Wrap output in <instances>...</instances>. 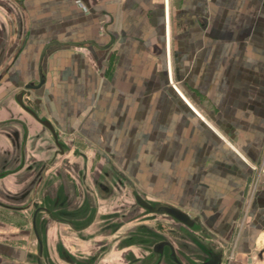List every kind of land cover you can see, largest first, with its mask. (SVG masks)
Here are the masks:
<instances>
[{
    "label": "crops",
    "instance_id": "1",
    "mask_svg": "<svg viewBox=\"0 0 264 264\" xmlns=\"http://www.w3.org/2000/svg\"><path fill=\"white\" fill-rule=\"evenodd\" d=\"M157 1L0 0V50H6L12 27L19 37L29 35L12 67L19 79H28L44 44L71 43L49 48L46 81L38 91L42 114L57 132H76L103 151L147 199L178 203L206 216L228 212L252 164L264 162V0H176L177 7L166 0L167 83L155 27ZM174 39L181 51L176 56ZM169 84L181 94L176 90L172 96ZM195 95L208 103L212 123ZM9 118L20 120L25 134L22 125L5 124ZM197 124L208 126L205 131L220 142L204 136ZM78 151L54 156L49 131L13 99H0L1 201L31 189L41 169L40 189L28 191L27 200L47 194L59 181L68 190L69 178L76 195L73 173L81 152L87 175L95 163L99 172L106 166L90 144ZM259 196L264 199V182ZM255 220L264 222V208ZM51 232L46 235L53 255Z\"/></svg>",
    "mask_w": 264,
    "mask_h": 264
},
{
    "label": "flooded vegetation",
    "instance_id": "2",
    "mask_svg": "<svg viewBox=\"0 0 264 264\" xmlns=\"http://www.w3.org/2000/svg\"><path fill=\"white\" fill-rule=\"evenodd\" d=\"M17 4H21V1H17ZM11 31L9 38L6 40L7 43H5L6 50H0V99L6 97L13 99L21 110L31 115L18 104L14 98V93L18 89L28 90L24 85L30 81L38 84L42 78L40 75V72H42L43 82L40 86L30 90L28 95L23 94V102L38 117L46 118L51 122L57 133V140L62 145V153L58 152L59 148L51 132L31 115L51 134L54 156H66L70 152L72 154L79 153V151L71 149V142H67L66 137L57 132L53 121L42 114V100L39 97L38 91L42 89L46 81L44 62L47 52L54 45H50L44 50L42 46L35 74L28 79H19L17 74L13 72L12 67L23 52L29 35L23 34L19 37L17 27H12ZM11 47L13 48L10 50L9 48ZM4 123H14L20 127L22 125L20 120L15 118H9ZM21 128L23 129L22 133L25 134V126L23 127L22 125ZM11 135L14 138L17 136V132L11 133ZM90 146L98 154L97 148L93 145ZM21 155L23 157L24 153L22 152ZM79 157L78 171L75 170L73 174L80 178V183L83 187L90 193H93L94 190L87 186V179L90 178L91 183L100 195L107 196L113 193L111 187L109 193H105L100 188L99 183L104 182L98 178V175L94 177L87 175V164L84 160V154L81 152ZM102 157L106 161L109 159L107 155ZM31 168L32 166L30 165L28 169ZM70 168L72 169V166ZM43 175H45L44 169H41L34 180V189L32 187L28 190L29 192H37L40 189L38 185ZM247 177H250L248 186L246 188H244V185L242 186L238 192L240 198L228 212L223 213L221 210H215L206 216L203 211L187 210L182 205L176 203L185 212L197 215L196 223L192 227L194 229L169 215L149 213L136 203L138 213L142 212L137 218L146 217L142 224L138 223L134 225L128 231L129 234L124 236L121 234L123 231V212L120 214V220L111 219V217L115 219L118 217L117 208L111 211L110 218L106 217L102 231H100L103 237L99 243L95 242L91 245L94 251L99 249V252H96L97 250L91 253L80 250L73 251L72 243L71 256L59 249V233L53 235L52 238L55 242V252L52 255L48 248V237L46 235L52 227L51 222L60 223L66 221L68 227L71 229V233L80 231V229H77L79 224L77 225L76 220L70 217L68 219L59 218V213L53 209V207L64 209L63 206L66 205L71 215V196L73 194H71V178L66 179V184L70 182L68 190L63 187L60 181L56 184V181L52 180L55 182L56 187L53 189L47 188V194L44 197L50 198V201L53 203L52 205L42 203L37 198H31L30 203H28L27 190L18 196L8 195L11 196L12 201L4 202L0 200V264H55L56 257L66 260L67 264H213L217 254H221L219 264H254V260L259 262L258 264H262L264 262V222L257 223L255 218L262 208H264V199L262 200L261 196H259L261 187L256 186L252 188L251 176L248 175ZM60 190H62L63 198L59 197ZM72 190H75V187ZM49 193H52V195H49ZM141 196L146 201L153 202V200L147 199L143 195ZM33 202H36L35 206ZM28 208H31L29 230L27 229L25 214H22ZM42 212L46 214L47 219H40V213ZM222 214L224 215L220 221L221 224H216V221H218V218ZM85 226L87 227V225ZM142 231L146 235L140 236V232ZM107 233L113 237L110 243H107L106 240ZM27 240H30L34 246H28L26 244ZM141 245L148 247V250L144 251L143 254H140L138 250ZM157 249H160V252ZM100 255L102 261L98 262L97 259ZM109 257L110 259H108Z\"/></svg>",
    "mask_w": 264,
    "mask_h": 264
},
{
    "label": "rangeland",
    "instance_id": "3",
    "mask_svg": "<svg viewBox=\"0 0 264 264\" xmlns=\"http://www.w3.org/2000/svg\"><path fill=\"white\" fill-rule=\"evenodd\" d=\"M177 2V1H176ZM170 6H172V0H169ZM178 3V2H177ZM196 100H199L198 96H194ZM202 104V106L205 108V115L207 119L212 123V120L210 118V111L211 109L207 106L208 103L204 102L202 100H199ZM197 128L201 131V133L206 136L207 138L211 139L212 142H220L218 138H215L214 136H211L208 132H206L203 128H201L198 124L196 125ZM67 135L66 140L67 142H71V149L73 150H87L88 145H92L88 140L85 138H80L76 132L68 131L66 132ZM264 160V157H263ZM105 168H102L103 171L99 172V164L95 163L93 164V170L90 169L91 176L98 175V178H100L104 183L108 184L112 189L113 193L108 194L107 196H102L99 194L98 190L95 188V186L91 183L90 178L87 179V186L90 189H93V193H90L87 191L83 185L80 183V178L76 175H74L76 178L75 180V191L77 192L76 195L72 194L71 198V215L69 214L68 209L66 208V205H64V209H59L57 207H53L55 209V212L59 213V218L68 219L69 217L73 220L77 221V229H80V231L74 233H71V229L68 227V224L66 221L60 222V223H54L51 222V233L53 235H56V233H59V249L65 251L67 254L71 256V244H72V250H80L87 253L91 252H99V249H96L94 251V248H91V245L95 242L97 244L103 237V234H100V231H102V226L105 223V219L110 218L113 210L118 208V217L111 219L113 220H120V214H122V220H123V228L122 233L124 236H126L128 231L134 226L139 224H142L144 222V219L146 217H139L138 215H141L142 212L138 213V208L136 207V201L134 199V193L140 192L143 194V196H146L144 192L141 190L142 187L139 186V188H136V186L133 184L132 179L126 175V173L122 172L118 165L115 163V161L111 158L110 161L104 160ZM79 165V164H78ZM77 165V166H78ZM264 165V162L258 163V164H252L251 171L248 172V175L251 176V187H258L262 186V183L264 182V171H260V166ZM264 168V166H262ZM79 168V167H78ZM78 171V170H77ZM47 190V189H46ZM62 190H60L59 197L63 198V195L61 193ZM45 192V191H43ZM46 194V193H45ZM44 193L40 194H34L31 195L30 198H37L42 201V203L50 204L52 205V201H50V198H44ZM30 198L28 199V203H30ZM49 199V200H48ZM49 206V205H48ZM119 206V207H118ZM74 208V209H73ZM137 210V211H136ZM30 213L31 208H28L26 212L22 213L25 214L24 217L27 219V229H30ZM45 213H40V219H47ZM147 223V221H146ZM54 225V226H53ZM87 225V227L85 226ZM212 234L211 232H209ZM146 235L145 232H140V236ZM213 235V234H212ZM76 237V238H73ZM105 240V237H104ZM106 240L107 243H110L113 240V237L110 236L109 233L106 234ZM26 243V242H25ZM28 246H34L30 240H27L26 243ZM140 251V254H143L144 251L148 250L147 246H140L138 249ZM101 255L98 257L97 261L101 262ZM110 259V257L108 258ZM259 262H256L254 260V264H258ZM55 264H67L66 260H62L59 257L55 258ZM264 264V262H262Z\"/></svg>",
    "mask_w": 264,
    "mask_h": 264
},
{
    "label": "water",
    "instance_id": "4",
    "mask_svg": "<svg viewBox=\"0 0 264 264\" xmlns=\"http://www.w3.org/2000/svg\"><path fill=\"white\" fill-rule=\"evenodd\" d=\"M172 6L173 7H177V3L176 0H172ZM155 13V27L158 31V40L160 43V51L159 54L161 56V58H163L164 60V78L165 81L167 83L168 81V76L166 73L167 70V65H166V53H167V35H166V0H158L157 1V5H156V9L154 11ZM171 29H172V34L175 35L176 34V23L174 21L171 22ZM114 36L111 37V41L114 40ZM62 44H71V43H61L59 41L53 40L50 42H47L46 44H44L43 46V50L45 48H47L50 45H62ZM178 40L174 39L172 40V47H173V56H176L177 54H179L181 51H179L178 48ZM40 75L42 76V78L40 79V82L38 84H34L33 81L28 82L27 84H25V88H27L28 90H24V89H18L15 91L14 93V98L15 100L18 102V104L25 109L27 112H29L37 121H39L41 124H43L52 134L56 145L58 146L59 153H62V145L58 142L57 140V133L54 130L51 122L46 119V118H40L36 115V113L30 108L28 107L26 104H24L23 102V94L28 95L30 93V90L35 89L36 87L40 86L41 83L43 82V73L40 72ZM167 90L168 92L172 95V96H176L175 93V88L173 87V85H168L167 86ZM178 104L179 106L186 110L188 113H190L189 108L180 100H178ZM215 122L217 124V126L223 130L226 131L227 128L225 126V124L220 120L219 117L215 118ZM206 125V124H205ZM208 127V126H207ZM205 127V130L209 132L208 128ZM97 152L99 155L102 156H106L103 151H101L100 149H97ZM250 182V177L246 178L245 184H244V188H246L248 186ZM100 188L105 191V193H109L110 192V186L106 183H99ZM134 199L136 201V203L143 209H145L147 212L149 213H157V214H166L171 216L172 218L178 220L179 222H183L185 223L187 226H189L191 229L194 226V224L196 223L197 220V215H195L194 213H187L185 212L183 209H181L179 206L176 205V203L174 202H170V201H165V200H155L152 203L146 201L144 198H142V196L138 193H134ZM33 205H36V202H33ZM34 215V213H33ZM264 250V248H263ZM158 252H160V249H157ZM220 256L221 254H217L216 258L214 260L213 264H219L220 261Z\"/></svg>",
    "mask_w": 264,
    "mask_h": 264
},
{
    "label": "bare ground",
    "instance_id": "5",
    "mask_svg": "<svg viewBox=\"0 0 264 264\" xmlns=\"http://www.w3.org/2000/svg\"><path fill=\"white\" fill-rule=\"evenodd\" d=\"M176 90H177L178 93H180L178 89H176ZM180 94H181V93H180ZM187 103L193 108V106L191 105V103H189L188 101H187ZM194 108H195V107H194ZM194 108H193V109H194ZM194 110H195V109H194ZM195 112H197V111L195 110ZM197 114H198V112H197Z\"/></svg>",
    "mask_w": 264,
    "mask_h": 264
}]
</instances>
